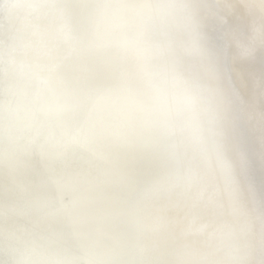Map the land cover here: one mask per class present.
I'll list each match as a JSON object with an SVG mask.
<instances>
[{"label": "bare ground", "instance_id": "bare-ground-1", "mask_svg": "<svg viewBox=\"0 0 264 264\" xmlns=\"http://www.w3.org/2000/svg\"><path fill=\"white\" fill-rule=\"evenodd\" d=\"M194 1L0 0V264H264V115Z\"/></svg>", "mask_w": 264, "mask_h": 264}, {"label": "water", "instance_id": "water-1", "mask_svg": "<svg viewBox=\"0 0 264 264\" xmlns=\"http://www.w3.org/2000/svg\"><path fill=\"white\" fill-rule=\"evenodd\" d=\"M252 1L196 0L192 3L205 16L204 25L215 41L212 43L215 50L218 46L228 47L222 55V68L229 86L238 88L239 85L264 115V16ZM224 28L232 29V35L225 36L227 42H219ZM243 130L250 139L248 128L243 126ZM252 146L259 149L260 144L256 140Z\"/></svg>", "mask_w": 264, "mask_h": 264}, {"label": "clouds", "instance_id": "clouds-1", "mask_svg": "<svg viewBox=\"0 0 264 264\" xmlns=\"http://www.w3.org/2000/svg\"><path fill=\"white\" fill-rule=\"evenodd\" d=\"M16 8L19 12L28 14L37 10V5L32 2V0H20V2L16 5ZM41 83H44L41 80Z\"/></svg>", "mask_w": 264, "mask_h": 264}]
</instances>
